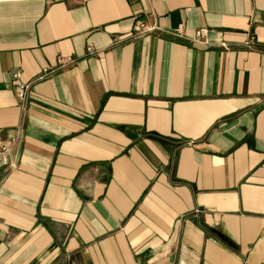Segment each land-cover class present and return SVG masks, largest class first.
Here are the masks:
<instances>
[{
    "label": "crops",
    "instance_id": "0c3cea01",
    "mask_svg": "<svg viewBox=\"0 0 264 264\" xmlns=\"http://www.w3.org/2000/svg\"><path fill=\"white\" fill-rule=\"evenodd\" d=\"M0 138V264H264V0H0Z\"/></svg>",
    "mask_w": 264,
    "mask_h": 264
},
{
    "label": "built area",
    "instance_id": "2783aa9c",
    "mask_svg": "<svg viewBox=\"0 0 264 264\" xmlns=\"http://www.w3.org/2000/svg\"><path fill=\"white\" fill-rule=\"evenodd\" d=\"M137 1V0H135ZM158 27L156 26V23H150L148 20H146L144 17H140L137 19L134 25V30L136 34L141 35L145 33H152L155 30H157ZM171 34L176 37H183L184 36V28L182 26L178 27L177 30L172 31ZM208 34L207 28H202L194 32L195 39H200L203 37H206ZM87 51L89 53H95L96 50L93 48L92 45H89L87 48ZM68 62H66L65 57H58L57 62L59 65L69 64L72 63V59H67ZM57 69L56 68H45L42 73L39 75L37 80L44 79L50 75H52ZM14 83H15V90L16 95L18 99L20 100V103L22 105V108H25L28 104L29 100V94L31 89L30 82H26L22 79L21 72L14 73ZM11 150V146L4 142L3 139L0 138V167L1 166H14V163L9 158V152Z\"/></svg>",
    "mask_w": 264,
    "mask_h": 264
}]
</instances>
